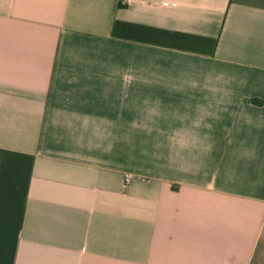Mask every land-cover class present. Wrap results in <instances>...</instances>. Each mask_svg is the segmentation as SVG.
<instances>
[{"label":"crops","instance_id":"0c3cea01","mask_svg":"<svg viewBox=\"0 0 264 264\" xmlns=\"http://www.w3.org/2000/svg\"><path fill=\"white\" fill-rule=\"evenodd\" d=\"M0 264H264V0H0Z\"/></svg>","mask_w":264,"mask_h":264}]
</instances>
